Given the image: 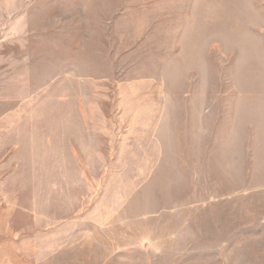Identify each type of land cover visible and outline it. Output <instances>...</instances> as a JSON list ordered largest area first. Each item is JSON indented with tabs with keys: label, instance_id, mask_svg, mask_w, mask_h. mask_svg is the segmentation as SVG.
Masks as SVG:
<instances>
[{
	"label": "rangeland",
	"instance_id": "obj_1",
	"mask_svg": "<svg viewBox=\"0 0 264 264\" xmlns=\"http://www.w3.org/2000/svg\"><path fill=\"white\" fill-rule=\"evenodd\" d=\"M263 210L264 0H0L1 240L79 221L132 264H264Z\"/></svg>",
	"mask_w": 264,
	"mask_h": 264
},
{
	"label": "crops",
	"instance_id": "obj_2",
	"mask_svg": "<svg viewBox=\"0 0 264 264\" xmlns=\"http://www.w3.org/2000/svg\"><path fill=\"white\" fill-rule=\"evenodd\" d=\"M233 221L236 236L240 237L244 229L243 205L236 203ZM251 222L252 238L264 239V210ZM1 238L0 264H132L130 233L79 229V221L51 222L49 229L27 241L20 239L19 228H7L1 231ZM120 238L124 239L123 245H117L121 244L116 240Z\"/></svg>",
	"mask_w": 264,
	"mask_h": 264
}]
</instances>
